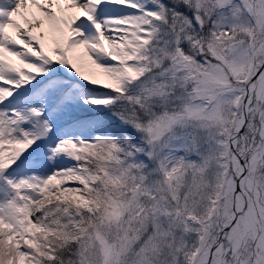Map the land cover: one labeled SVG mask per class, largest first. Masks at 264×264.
Returning <instances> with one entry per match:
<instances>
[{"label":"snow or ice","instance_id":"snow-or-ice-1","mask_svg":"<svg viewBox=\"0 0 264 264\" xmlns=\"http://www.w3.org/2000/svg\"><path fill=\"white\" fill-rule=\"evenodd\" d=\"M0 264H264V0H0Z\"/></svg>","mask_w":264,"mask_h":264}]
</instances>
